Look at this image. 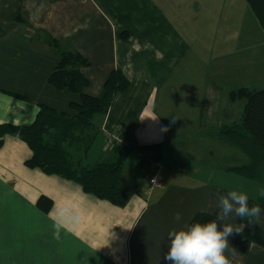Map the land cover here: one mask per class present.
I'll list each match as a JSON object with an SVG mask.
<instances>
[{
	"label": "crops",
	"instance_id": "crops-1",
	"mask_svg": "<svg viewBox=\"0 0 264 264\" xmlns=\"http://www.w3.org/2000/svg\"><path fill=\"white\" fill-rule=\"evenodd\" d=\"M59 51L87 59L81 72L90 95L100 93L112 69L129 81L104 114L92 117L96 133L82 165L114 160L106 131L116 129L139 145L160 146V186L150 185L151 172L134 154L122 170L127 202L116 206L28 167L27 144L6 135L0 264H169V230L198 212L216 217L217 192L255 191L227 170L248 159L218 134L232 125L223 114L231 91L264 89L253 88L264 82V31L245 0H0V124H31L41 105L72 113L79 96L48 83ZM148 60L158 65L156 75ZM69 204L79 209L78 226L56 240L52 217ZM261 220L262 243L239 251L238 234L228 238L240 264H264L263 210Z\"/></svg>",
	"mask_w": 264,
	"mask_h": 264
},
{
	"label": "trees",
	"instance_id": "trees-1",
	"mask_svg": "<svg viewBox=\"0 0 264 264\" xmlns=\"http://www.w3.org/2000/svg\"><path fill=\"white\" fill-rule=\"evenodd\" d=\"M245 1L264 31V0ZM86 65L87 59L79 53L59 51L57 64L49 75L48 83L64 93L79 96L78 102L70 103L72 113L41 105L31 124H0V145L6 135L17 136L31 150V156L25 161L28 167L72 180L80 185L83 192L113 205L123 206L128 199L121 184L125 162L135 153L144 151L155 153L159 159L160 146L139 145L134 141L129 146L114 144L111 147L115 153L112 162L82 165L81 161L85 159L96 133L92 117L104 114L115 95L129 86L125 75L116 68L110 71L100 93L90 95L85 92L89 81L81 72V68ZM158 68L156 63L148 60L147 71L150 75H156ZM229 98L232 101L242 100L245 113L239 124L225 126L218 134L226 143L238 149L248 159V164L227 170L246 179L260 181L264 173V89L238 88L229 93ZM141 164L147 168L146 161L142 160ZM253 203L259 204L264 211V197L256 200L249 198V205ZM50 204L49 200L45 203L46 207ZM215 218L208 213L198 212L190 224L205 223ZM242 223L245 227L236 237L235 247L245 251L251 242L262 243L258 227L247 225V218Z\"/></svg>",
	"mask_w": 264,
	"mask_h": 264
},
{
	"label": "clouds",
	"instance_id": "clouds-1",
	"mask_svg": "<svg viewBox=\"0 0 264 264\" xmlns=\"http://www.w3.org/2000/svg\"><path fill=\"white\" fill-rule=\"evenodd\" d=\"M166 130V129H165ZM258 195L264 197V188ZM216 218L205 223L186 224L167 233L168 251L163 259L169 264H240L237 252L229 243V237L242 232L245 224H238L237 218H247V225L262 223L261 206L249 205V195L245 191L232 189L225 194L215 193ZM80 219L79 209L69 204L56 210L52 217L53 238L59 240L61 232L75 233ZM179 222L181 213L174 214Z\"/></svg>",
	"mask_w": 264,
	"mask_h": 264
},
{
	"label": "rangeland",
	"instance_id": "rangeland-1",
	"mask_svg": "<svg viewBox=\"0 0 264 264\" xmlns=\"http://www.w3.org/2000/svg\"><path fill=\"white\" fill-rule=\"evenodd\" d=\"M259 43H260V41L258 40L257 45H259ZM261 53L262 52L260 50L257 51V56L255 58V61L257 60V63L259 60L262 61V59H261L262 57H260ZM262 84H264V82L254 85L253 88H259V86H263ZM244 113H245V104L242 100H239V101L235 100L234 102H232L229 98L225 97L223 99V114L225 115L224 121L226 123H228V124L229 123L239 124L240 121L242 120L243 116H244ZM226 115H228L229 117H226ZM127 137H129V136H127ZM129 139H131V138L129 137ZM232 151L234 153H237L240 157H244V155L238 149L233 147ZM148 180H149V177H148ZM247 181H249L247 183H251V185L256 187V189L253 193H250L251 191H249L248 194L253 195V196H255L256 194L258 195L259 189L264 188V173H263L262 179L260 181H255V182L251 181V180H247ZM246 190L247 189H243V191L248 192Z\"/></svg>",
	"mask_w": 264,
	"mask_h": 264
},
{
	"label": "built area",
	"instance_id": "built-area-1",
	"mask_svg": "<svg viewBox=\"0 0 264 264\" xmlns=\"http://www.w3.org/2000/svg\"><path fill=\"white\" fill-rule=\"evenodd\" d=\"M107 141L112 147L114 144H120L123 146H129L131 144V139L126 135L122 134L116 129H110L106 131ZM135 156L140 160H144L147 163V168L152 175L149 177V183L151 186H160L158 180V173L160 169V161L157 158V155L151 151H144L142 153L137 152Z\"/></svg>",
	"mask_w": 264,
	"mask_h": 264
}]
</instances>
